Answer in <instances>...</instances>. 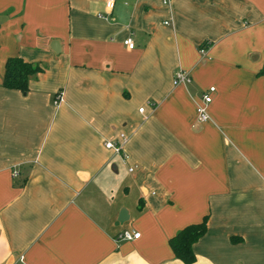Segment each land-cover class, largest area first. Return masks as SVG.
<instances>
[{"label": "crops", "instance_id": "1", "mask_svg": "<svg viewBox=\"0 0 264 264\" xmlns=\"http://www.w3.org/2000/svg\"><path fill=\"white\" fill-rule=\"evenodd\" d=\"M105 1L0 0V264H264V0Z\"/></svg>", "mask_w": 264, "mask_h": 264}, {"label": "trees", "instance_id": "2", "mask_svg": "<svg viewBox=\"0 0 264 264\" xmlns=\"http://www.w3.org/2000/svg\"><path fill=\"white\" fill-rule=\"evenodd\" d=\"M41 68L37 64H31L20 57H9L4 64L2 85L6 88L25 91L27 80L40 72ZM205 218L197 223L183 226L173 236L168 239L173 256L181 260L184 264H191L194 261V254L191 249L192 243L205 231ZM231 241H237L239 237L231 236Z\"/></svg>", "mask_w": 264, "mask_h": 264}, {"label": "built area", "instance_id": "3", "mask_svg": "<svg viewBox=\"0 0 264 264\" xmlns=\"http://www.w3.org/2000/svg\"><path fill=\"white\" fill-rule=\"evenodd\" d=\"M169 0H162L163 3H167ZM112 4V0H106L105 1V6L110 7ZM166 23V21L164 22ZM122 43L127 47V48H132L133 43L129 37L125 38ZM199 53L201 55L204 54L205 48L200 47L198 49ZM190 81V76L188 72L184 69L177 68L172 77V82L174 85H185L189 83ZM214 90L213 86H210L207 88L205 92L201 94L200 97V102L196 104L195 106V120L199 123L205 122L208 120V115L205 110V105L208 104L211 101V96L210 92ZM60 100V95L59 93L55 94L54 99H53V104H57ZM142 108H139L138 111H141ZM125 142V136L123 133H119L115 140H107L104 143V147L106 148H111L115 153H120L122 155V159H125L126 155L121 153L122 151V146ZM131 168H128V171H130ZM139 236L138 232H134L132 230H122L116 235V240H129V239H136Z\"/></svg>", "mask_w": 264, "mask_h": 264}, {"label": "rangeland", "instance_id": "4", "mask_svg": "<svg viewBox=\"0 0 264 264\" xmlns=\"http://www.w3.org/2000/svg\"><path fill=\"white\" fill-rule=\"evenodd\" d=\"M120 169V173L121 172H123V171H125L124 169L122 170L121 168H119ZM124 173V172H123ZM118 198H120V200H121V202H122V204H124L125 206H129V207H131L132 205H133V201H131L130 199H129V197H118ZM117 200H119V199H117Z\"/></svg>", "mask_w": 264, "mask_h": 264}, {"label": "water", "instance_id": "5", "mask_svg": "<svg viewBox=\"0 0 264 264\" xmlns=\"http://www.w3.org/2000/svg\"><path fill=\"white\" fill-rule=\"evenodd\" d=\"M54 50V49H53Z\"/></svg>", "mask_w": 264, "mask_h": 264}]
</instances>
